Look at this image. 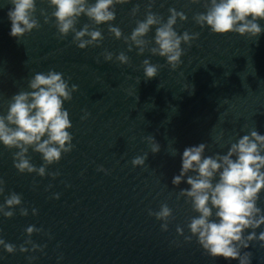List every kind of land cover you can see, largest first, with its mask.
<instances>
[{
    "label": "water",
    "instance_id": "water-1",
    "mask_svg": "<svg viewBox=\"0 0 264 264\" xmlns=\"http://www.w3.org/2000/svg\"><path fill=\"white\" fill-rule=\"evenodd\" d=\"M148 3L130 0L116 5L112 26L130 36L136 21L144 19ZM137 4L140 11L133 17L131 10ZM203 4L204 0L199 4L155 0L152 11L165 21L169 8L187 15V21L178 20L174 26L178 34L200 33L191 47L181 45L182 63L172 70L163 57L148 51L137 55L134 46L128 51L123 39L108 32V24L93 26L104 36L99 47L79 49L72 43V33L58 38L55 19L46 24L40 15V9L49 16L54 11L47 0H36L35 16L41 27L18 40L10 35L7 15L13 6L0 0V114H7L13 95L30 91L28 82L36 73H63L69 87L75 84L79 89L70 102H64L75 148L47 167L49 173H60L55 179L20 174L13 167L17 150L0 143V177L6 182L0 204L14 191L22 195V206L29 211L21 216L17 207L12 219L0 216V237L18 249L28 239L25 229L34 225L43 231L31 240L46 245L43 252L14 254L0 248V264H239L208 256L195 237L185 242L176 232L180 226L190 235L186 225L198 215L184 197L177 199L181 189L190 188L187 177L179 186L172 183L180 174L185 148L204 143L208 145L205 157L224 155L232 142L253 128L264 135V31L255 38L214 34L193 20L196 13L206 11ZM257 22L264 29V20ZM86 23L91 21L81 16L77 30ZM154 35L155 27L146 39ZM105 51L113 53L112 61L104 60ZM120 52L130 58L129 64L115 60ZM144 59L164 65L158 76L145 80ZM85 112L90 115L82 120ZM149 135L160 145L158 153L151 152L145 139ZM145 153V166L133 167L132 159ZM29 156L36 167L43 164L32 149ZM101 166L107 171H98ZM56 193L59 199L52 198ZM259 196L257 206L264 211V190ZM162 203L173 211L166 232L161 230L162 222L148 214L149 209L158 211ZM33 207L38 210L35 216ZM251 231L245 230L244 235ZM255 231L259 235L264 225ZM241 251L252 254L250 264H264V247L258 241ZM30 256L36 259L29 261Z\"/></svg>",
    "mask_w": 264,
    "mask_h": 264
},
{
    "label": "clouds",
    "instance_id": "clouds-1",
    "mask_svg": "<svg viewBox=\"0 0 264 264\" xmlns=\"http://www.w3.org/2000/svg\"><path fill=\"white\" fill-rule=\"evenodd\" d=\"M13 6L7 15L11 22L10 35L18 40L34 29L41 27L35 16L37 12L36 0H9ZM49 7L53 8L51 16L44 9H40V15L44 17V23L55 19L58 38L62 39L73 34L72 43L79 49L90 46L99 47L104 36L99 28L93 27L108 24V32L117 40L123 39L128 45V51L133 46L138 50L137 55H143L145 51L152 56L163 57L167 65L175 70L181 63V57L185 54L182 44L191 47L200 33L184 31L178 34L175 30L178 20L187 21L188 17L183 11L169 8V16L164 18L153 12L155 0H149L143 20H137L136 26L130 36H124L119 27L112 26L116 19L115 6L123 5L130 0H47ZM191 4H199L201 0H189ZM206 11L198 12L193 20L201 28L207 26L210 31L218 35L238 33L240 36L250 38L258 37L264 29L257 22L264 20V0H204ZM140 11V5H135L131 15L135 17ZM81 16H86L91 24H84L77 30L76 25ZM155 27V35L152 40L146 39L150 30ZM154 46H150L153 45ZM104 60H113V53H102ZM115 60L121 65L130 63V58L120 52ZM99 62V61H97ZM145 80L158 76L159 70L164 65L153 64L149 59L142 61ZM30 91H21L12 96L8 104L6 115L0 114V143L9 150L16 149L13 153V167L20 174L35 173L40 177L46 175L55 179L59 172L46 171L49 165L59 163L63 155L73 151V136L69 129L72 123L69 112L64 108L65 101L73 99L72 94L77 92L78 85L69 83L64 79L63 73L54 70L45 73H36L28 82ZM158 88H162L158 85ZM90 113L85 112L82 120L87 119ZM223 133L217 140L219 141ZM145 139L150 144L152 153L160 151V145L154 137ZM208 145L201 143L198 146L185 148L182 154V168L179 175L173 177V185L179 186L187 177L189 189H181L177 195L185 198L186 203L191 204L193 212L198 213L189 219L186 227L190 235H185L184 228L177 226L176 232L184 236L185 242H191L195 237L204 253L212 258L222 257L226 260H238L239 264H250L252 254L243 252L251 242L258 241L264 247V231L259 235L256 229L264 225V211L257 206L259 194L264 190V135H260L255 128L250 134L243 135L236 142H232L226 154L216 153L212 156H204ZM29 149L39 153L43 164L36 167L31 163ZM176 154L173 150L172 155ZM148 154L136 156L132 159L133 167L145 166ZM98 171H107L102 166ZM194 175H188L189 173ZM218 181L214 183L216 177ZM5 180L0 177V196L5 193ZM70 186V185H69ZM51 185H49V188ZM59 199L60 194L52 197ZM21 194L10 192L0 204V216L12 219L19 207L21 216H28V208L23 207ZM32 215H37L38 210L33 207ZM149 216L161 221V230L168 231L169 222L173 219V211L167 203H162L158 211L148 210ZM214 217V218H213ZM252 231L245 236V230ZM42 228L30 225L25 229L28 239L17 246L6 242L0 237V248L8 254H14L17 250L21 253L28 251L43 252L46 245L35 244L31 237L34 233L42 232ZM31 245V249L26 247ZM62 258V257H61ZM29 261L36 259L28 257Z\"/></svg>",
    "mask_w": 264,
    "mask_h": 264
}]
</instances>
